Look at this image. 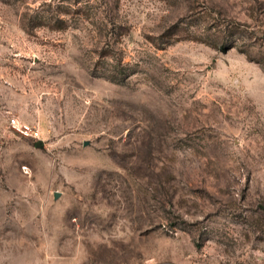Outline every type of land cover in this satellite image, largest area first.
Instances as JSON below:
<instances>
[{
  "label": "rangeland",
  "instance_id": "obj_1",
  "mask_svg": "<svg viewBox=\"0 0 264 264\" xmlns=\"http://www.w3.org/2000/svg\"><path fill=\"white\" fill-rule=\"evenodd\" d=\"M0 264H264V0H0Z\"/></svg>",
  "mask_w": 264,
  "mask_h": 264
},
{
  "label": "built area",
  "instance_id": "obj_2",
  "mask_svg": "<svg viewBox=\"0 0 264 264\" xmlns=\"http://www.w3.org/2000/svg\"><path fill=\"white\" fill-rule=\"evenodd\" d=\"M10 125L21 134L27 137H31L33 139H37L39 137V130L34 125H29L26 123H20L16 118L12 117L10 120Z\"/></svg>",
  "mask_w": 264,
  "mask_h": 264
},
{
  "label": "water",
  "instance_id": "obj_3",
  "mask_svg": "<svg viewBox=\"0 0 264 264\" xmlns=\"http://www.w3.org/2000/svg\"><path fill=\"white\" fill-rule=\"evenodd\" d=\"M36 146H39L40 147V146H42V143L40 141H37L36 142ZM55 196H56V194H55Z\"/></svg>",
  "mask_w": 264,
  "mask_h": 264
}]
</instances>
